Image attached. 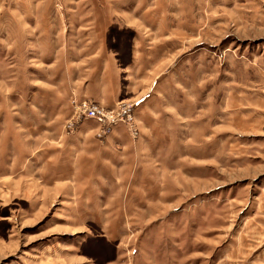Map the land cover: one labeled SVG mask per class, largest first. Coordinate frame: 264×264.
<instances>
[{
	"label": "rangeland",
	"instance_id": "374dc122",
	"mask_svg": "<svg viewBox=\"0 0 264 264\" xmlns=\"http://www.w3.org/2000/svg\"><path fill=\"white\" fill-rule=\"evenodd\" d=\"M99 48L150 112L122 210L41 178ZM0 264H264V0H0Z\"/></svg>",
	"mask_w": 264,
	"mask_h": 264
},
{
	"label": "crops",
	"instance_id": "0c3cea01",
	"mask_svg": "<svg viewBox=\"0 0 264 264\" xmlns=\"http://www.w3.org/2000/svg\"><path fill=\"white\" fill-rule=\"evenodd\" d=\"M100 12L103 13V11ZM93 16L96 17V14ZM90 55L92 58L88 71L71 75L67 81L66 90L77 99L86 98L104 107H112L122 98L135 102L138 105L134 110V118L137 121L135 123L139 136L133 138L125 125L115 124L101 136L102 139H98L95 138L98 126L92 120H73L75 131L72 136L57 140L48 139L49 143H55L47 142L48 149L41 152L47 164V170L44 165L42 167L41 178L46 181L44 183L46 186L52 188L51 193H56L54 189L64 188L69 182L73 191L80 193V197L85 199L86 204L100 201L101 196L94 197L97 195L96 189L102 192L103 188H110L116 191L114 199V203L118 205L116 210H122L125 207L122 198L123 188L128 185L130 178H136V180L138 178L136 164L140 140L146 131L152 129L148 120L150 112L144 106L142 96L145 92H142L144 90L142 87L141 92L138 88H132L129 85L122 87L120 69L110 53L104 48H99L92 51ZM50 113L51 115H48L46 122L43 123H48L51 127L49 130L56 131L68 116V105L62 101L52 106ZM49 181L52 183L49 184ZM102 203L104 204L105 201ZM135 204L134 208L141 207L137 201Z\"/></svg>",
	"mask_w": 264,
	"mask_h": 264
},
{
	"label": "built area",
	"instance_id": "2783aa9c",
	"mask_svg": "<svg viewBox=\"0 0 264 264\" xmlns=\"http://www.w3.org/2000/svg\"><path fill=\"white\" fill-rule=\"evenodd\" d=\"M69 106L73 120L86 118L95 122L98 126L96 136L107 133L113 125L118 123L125 125L131 135L137 133L131 105L125 102L118 101L112 107H104L89 99H77L73 96L69 101Z\"/></svg>",
	"mask_w": 264,
	"mask_h": 264
},
{
	"label": "trees",
	"instance_id": "16d2710c",
	"mask_svg": "<svg viewBox=\"0 0 264 264\" xmlns=\"http://www.w3.org/2000/svg\"><path fill=\"white\" fill-rule=\"evenodd\" d=\"M124 62V61H123ZM124 63H126V62H124Z\"/></svg>",
	"mask_w": 264,
	"mask_h": 264
}]
</instances>
